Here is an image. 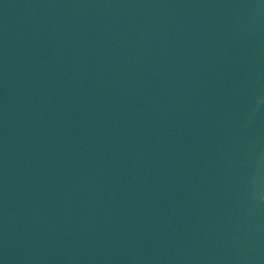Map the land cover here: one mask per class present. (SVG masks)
<instances>
[{
	"label": "water",
	"instance_id": "obj_1",
	"mask_svg": "<svg viewBox=\"0 0 264 264\" xmlns=\"http://www.w3.org/2000/svg\"><path fill=\"white\" fill-rule=\"evenodd\" d=\"M0 264H264V0H0Z\"/></svg>",
	"mask_w": 264,
	"mask_h": 264
}]
</instances>
